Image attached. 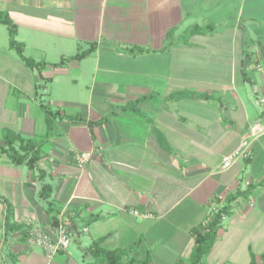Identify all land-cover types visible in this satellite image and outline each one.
I'll return each mask as SVG.
<instances>
[{
    "label": "crops",
    "instance_id": "1",
    "mask_svg": "<svg viewBox=\"0 0 264 264\" xmlns=\"http://www.w3.org/2000/svg\"><path fill=\"white\" fill-rule=\"evenodd\" d=\"M0 15L23 44L20 54L0 22V264H94L82 250L103 237L107 250L142 239L152 264H189L211 210L247 181L254 206L229 204L204 261L264 254V132L250 159L220 169L264 124V0H0ZM193 27L204 32L188 35ZM151 96L156 108L129 109ZM8 131L39 145L36 169L1 151ZM77 153L92 154L83 168ZM51 205L59 216L69 206L79 233L49 262L26 238L55 235Z\"/></svg>",
    "mask_w": 264,
    "mask_h": 264
},
{
    "label": "trees",
    "instance_id": "2",
    "mask_svg": "<svg viewBox=\"0 0 264 264\" xmlns=\"http://www.w3.org/2000/svg\"><path fill=\"white\" fill-rule=\"evenodd\" d=\"M0 22L8 25L11 35V44L14 46L20 54H23V44L17 43L15 38L17 35V28L12 23V21L5 15H0ZM197 32H204V29L199 27H193L190 29L188 35H192ZM92 50L86 51L78 56V59H82L87 57ZM66 59H63L59 64H63ZM28 63L32 66H37L34 60L28 59ZM242 78L243 81H248V74L242 70ZM186 96L189 98H203V99H211L213 95L210 93H198V92H180L173 95V97H182ZM143 100H149L155 102V108L157 107L158 102L156 101V97H148L143 98L142 100L131 103L128 107L133 111H137L138 104ZM54 118V114L48 111V125L51 128V120ZM4 146L1 147V151L8 155L10 160L17 164L22 165L26 164L30 170H34L37 168L38 161L40 160L41 153L39 145L31 140H26L22 138L20 135L8 131L4 134L3 137ZM40 178H43V174L40 175ZM253 187H249L246 192H238L237 194L228 198V206H225L219 214H217L216 218L211 222L210 226L205 229L203 232H196L195 238V248L193 255L191 257V261L189 264H206L205 258L212 251L214 244L217 239V232L222 224V217L228 216L230 212V206L232 202H234L239 197L249 198L252 196ZM42 196L44 199H48L51 196V187L45 185L43 187ZM49 213L53 216V227H57L59 225L57 213L60 212L58 210L56 212L55 208L51 205L49 208ZM64 221L68 225L70 231L76 235L79 233V227L77 223L76 216L66 215ZM79 216V214H78ZM71 225V227L69 226ZM19 228L10 227L9 232H14L16 230H20ZM26 234L27 232L24 231ZM27 235V234H26ZM105 237L95 240L88 246L84 248L83 256L87 259H94V264H152L150 252L144 246L143 240H138L132 248L126 249H116V250H107L102 246ZM177 264H186L184 262H178ZM250 264H264V254L261 256H257L255 253L251 252V262Z\"/></svg>",
    "mask_w": 264,
    "mask_h": 264
},
{
    "label": "built area",
    "instance_id": "3",
    "mask_svg": "<svg viewBox=\"0 0 264 264\" xmlns=\"http://www.w3.org/2000/svg\"><path fill=\"white\" fill-rule=\"evenodd\" d=\"M258 70H262V66H256ZM264 103V100H263ZM264 132V124L257 123L253 126L250 136L244 138L240 144V146L230 155L225 157L220 165V169L228 170L236 163L240 161H246L250 159V149L252 145V139L259 136L260 133ZM76 164L79 168H83L84 165L90 160L92 157L91 153H77L75 154ZM251 186L249 181L245 182L243 192H246L248 188ZM249 204L251 207L254 206L252 196L248 198ZM223 208H218L215 206L210 212V218L204 223V228L207 229L210 223L216 218L217 214ZM74 216L73 212H70L69 206H64L61 210L58 222L59 225L54 227L55 235L47 231H38V232H30L27 235V242L31 245H38L42 247L46 253V257L49 262H52L60 253L67 252L74 241V234L70 231L68 225L64 221V216L66 215ZM134 215L141 216V217H152L151 214H142L139 211H134ZM226 216H223L222 219L224 220ZM84 233L88 232V229L85 228L83 230Z\"/></svg>",
    "mask_w": 264,
    "mask_h": 264
},
{
    "label": "water",
    "instance_id": "4",
    "mask_svg": "<svg viewBox=\"0 0 264 264\" xmlns=\"http://www.w3.org/2000/svg\"><path fill=\"white\" fill-rule=\"evenodd\" d=\"M248 65H249V59L247 58V59L245 60V67L247 68Z\"/></svg>",
    "mask_w": 264,
    "mask_h": 264
}]
</instances>
